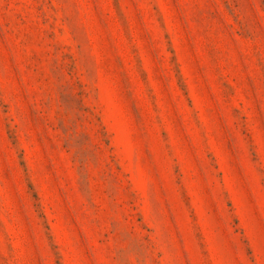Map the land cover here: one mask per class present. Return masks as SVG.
<instances>
[{"label": "rangeland", "instance_id": "obj_1", "mask_svg": "<svg viewBox=\"0 0 264 264\" xmlns=\"http://www.w3.org/2000/svg\"><path fill=\"white\" fill-rule=\"evenodd\" d=\"M0 264H264V0H0Z\"/></svg>", "mask_w": 264, "mask_h": 264}]
</instances>
